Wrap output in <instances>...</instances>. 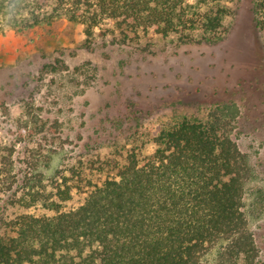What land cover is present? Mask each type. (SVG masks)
<instances>
[{"label": "trees", "instance_id": "obj_1", "mask_svg": "<svg viewBox=\"0 0 264 264\" xmlns=\"http://www.w3.org/2000/svg\"><path fill=\"white\" fill-rule=\"evenodd\" d=\"M228 13L222 0H0V36L67 20L87 38L104 27L123 44L152 34L212 42ZM254 16L264 33V0ZM231 130L221 108L160 121L148 133L151 153L136 146L123 160L95 161L97 180L84 167L46 178L39 169L49 159L35 153L19 177L14 148L0 142L11 212L0 216V264H264L246 202L254 172ZM74 194L82 202L67 207Z\"/></svg>", "mask_w": 264, "mask_h": 264}, {"label": "rangeland", "instance_id": "obj_2", "mask_svg": "<svg viewBox=\"0 0 264 264\" xmlns=\"http://www.w3.org/2000/svg\"><path fill=\"white\" fill-rule=\"evenodd\" d=\"M222 2L229 13L222 39L212 42L152 34L123 44L104 27L87 38L67 20L0 36V142L14 148L19 177L35 153L49 159L39 169L46 178L84 167L97 180L95 161L123 160L136 146L151 153L156 123L221 108L254 172L246 202L264 263V33L255 25L256 0ZM4 200L0 216H11ZM81 202L74 194L67 207Z\"/></svg>", "mask_w": 264, "mask_h": 264}]
</instances>
